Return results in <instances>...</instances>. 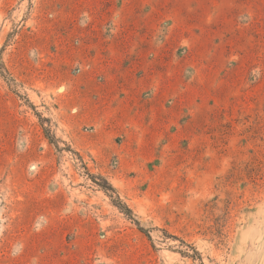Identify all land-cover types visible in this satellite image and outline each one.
<instances>
[{"label": "rangeland", "instance_id": "obj_1", "mask_svg": "<svg viewBox=\"0 0 264 264\" xmlns=\"http://www.w3.org/2000/svg\"><path fill=\"white\" fill-rule=\"evenodd\" d=\"M0 264H264V0H0Z\"/></svg>", "mask_w": 264, "mask_h": 264}]
</instances>
